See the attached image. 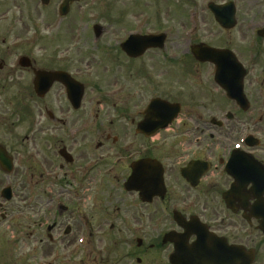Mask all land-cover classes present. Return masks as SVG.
Returning a JSON list of instances; mask_svg holds the SVG:
<instances>
[{
	"label": "flooded vegetation",
	"instance_id": "obj_1",
	"mask_svg": "<svg viewBox=\"0 0 264 264\" xmlns=\"http://www.w3.org/2000/svg\"><path fill=\"white\" fill-rule=\"evenodd\" d=\"M60 1L0 0V150L13 166L8 174L0 169V264H70V248L77 246L95 247V262L86 264H264V194L253 192L249 182H264V71L258 68L252 88L245 89L246 110L217 89L223 106L233 110L229 120L220 114L221 126L207 122L190 100L189 106L181 103L171 134L161 137L159 131L151 142L143 135L150 128H137L145 103L163 98L164 81L155 72L164 73L165 53L152 49L125 58L126 38L164 33L189 44L191 36L210 38L213 29L231 31L215 22L205 9L208 2L195 0L187 2L190 14L156 16L140 29L102 19L100 36L90 39L81 28L79 2L70 6L77 14L61 19L71 39L64 53L54 57L21 46L22 16L16 23L15 11L31 4L35 19L42 14L38 21L49 26ZM224 2L235 4L243 33L238 37L243 40L251 29L257 38L264 0L215 3ZM263 36L256 44L264 46ZM88 42L94 44V62L80 53ZM180 44L168 50L189 51ZM101 46L111 48V70H119L123 80L97 82ZM39 71L62 73L65 81H54L40 96L33 86ZM246 135L253 139L244 141ZM23 151L33 157L31 175L20 168ZM234 157L241 167L225 170ZM236 172L243 184L231 194L230 209L223 196ZM6 186L11 199L3 201ZM26 202L29 207H22Z\"/></svg>",
	"mask_w": 264,
	"mask_h": 264
},
{
	"label": "rangeland",
	"instance_id": "obj_2",
	"mask_svg": "<svg viewBox=\"0 0 264 264\" xmlns=\"http://www.w3.org/2000/svg\"><path fill=\"white\" fill-rule=\"evenodd\" d=\"M142 1L143 0H84L83 2H84L85 5L83 6V9H84V12H85L84 13L85 14V18H86V20H88L90 18H93L94 12H98L97 8L90 9L91 2H104L106 4V6L104 5L105 7H107L108 5L113 4V2H138L137 4H133L132 5L133 7H136V8H133L130 5H127V7H126V12L127 13H130L131 11H133V13H137V12L140 11L139 9H144L146 7L145 4ZM146 1L149 2V0H146ZM160 1H161L162 5L160 3H158L157 5H159L158 8H160V10L162 12L166 11L167 8H169V7H173L174 10H177L176 6L182 2V0H176L177 2L175 0H160ZM165 2H172L174 5H169V4L165 3ZM175 2H176V4H175ZM186 2H196V1L195 0H186ZM163 3H165L167 5V7H165V5ZM31 6H33V5H31ZM31 6H29L30 14H31V16L34 17V12L32 11V7ZM101 9H104V7L101 8ZM186 9L187 8H185L183 10V13L189 12V11H193L191 8L187 9V11H186ZM179 12H180V10H179ZM19 14H21V13H19V11L16 10L15 11V15L18 17ZM40 15H42V14H40ZM22 20L27 21L24 17H23ZM208 24L209 23L207 22V25ZM54 27H56V23H54ZM62 28H63V26L60 28L58 33H61V29ZM21 31L24 32V30H21ZM31 32H32V28H31V25H29V26L26 27V31H25L24 35H22V37H24V36L28 37L29 35H31V34H29ZM238 32L239 31L237 29L232 34H230V33L222 34V33H217L216 30L213 29V35L210 36V38H204V39H206V41L213 42V44H219V45L227 44V46L230 47L231 49L234 48V50H237V49L240 50V48L238 46L239 45V40H237L238 39V36H237ZM61 35H57V38H60ZM199 35L200 34H197L195 36L198 37ZM200 38H202V37H200ZM198 40H199V38H198ZM178 41L180 43L183 40L167 39V44H166V48L167 49L165 51L166 54H169V50H168L169 47H172ZM51 42L52 41H50V43ZM53 43H54L53 46H57L58 45V42L56 40ZM29 45H32V44H29ZM48 45H49L48 43H46L44 45L45 48H43V52H45L46 49H47L46 51L49 50L47 48ZM35 46H39V45L36 43ZM89 46H90L89 43L85 44L84 49L88 48ZM181 48L184 50L185 49V45L182 46V44H181ZM61 50H62V48H59V49L56 50V52H60ZM176 53L178 55H181V57H183V55L185 54L180 49H176ZM184 56L188 57L187 54L184 55ZM257 65H258L257 67H259L261 65H263L261 67H264V62L261 61L260 65H259V63ZM166 67L168 69L169 65H166ZM191 68H192V71H193L192 74H193V78L195 80L194 81L195 85H203L204 88H206V89H208V88L212 89L210 78L207 75V73L209 74V66H207V65H197V64L194 63V64H192L190 66L189 69H191ZM159 73L155 72V75H156V78L158 80L164 81V83H165L164 84V96L172 99L173 96H181L182 95V96H185L187 100H189V91H191V92L195 91V88L191 87L192 82H185V83L181 82L180 83L181 84V90L178 91V89L180 88L178 85H171L170 83H168V82L173 81L171 79H176V78L172 77L173 75H170V73H166L165 72L163 74L161 73L160 74L161 76H159L158 75ZM99 74H100V83L102 85H104L106 83H109L110 81H121V80H123V76L121 75L119 70H109L107 72H104V71L101 70V71H99ZM206 98L203 95L198 94L197 101H196V104H195L196 108L194 107L195 108L194 111H197L199 114H201L203 117H206V118H207V116L214 115V113H218L220 115V113L226 112L227 109L225 107L222 108V104L220 102H219L217 108H215L216 102L214 104L207 103L206 102ZM187 108H189V107H187ZM184 121L187 123V125H191V126L193 125V122L191 120L185 119ZM165 135H167V134H165ZM78 257L81 259L83 264H85L84 261H86V260L87 261H91L92 258H93V256H90V255H88V257H87L86 253H83V254L80 253V255Z\"/></svg>",
	"mask_w": 264,
	"mask_h": 264
},
{
	"label": "water",
	"instance_id": "obj_3",
	"mask_svg": "<svg viewBox=\"0 0 264 264\" xmlns=\"http://www.w3.org/2000/svg\"><path fill=\"white\" fill-rule=\"evenodd\" d=\"M216 18H217V20L219 21V17L216 16ZM209 52H212V51H209V50H207V49H205V48L198 49V50H197V49L194 50L195 56H196L198 59H201V58H203V57L208 58V57L211 55V53H209Z\"/></svg>",
	"mask_w": 264,
	"mask_h": 264
}]
</instances>
